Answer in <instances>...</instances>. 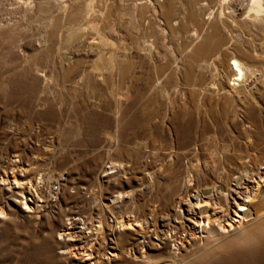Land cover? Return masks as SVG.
I'll list each match as a JSON object with an SVG mask.
<instances>
[{
  "label": "rangeland",
  "instance_id": "obj_1",
  "mask_svg": "<svg viewBox=\"0 0 264 264\" xmlns=\"http://www.w3.org/2000/svg\"><path fill=\"white\" fill-rule=\"evenodd\" d=\"M144 2L0 0V264H139L113 254L116 238L126 246L132 235L112 233V220L170 211L190 159L200 170L186 185L199 191L232 185L242 174L238 163H247L250 179L231 190L238 203L251 190L250 211L264 213V57L253 58L245 93L209 108L198 93L212 80L211 66L186 76L189 53L181 34L164 29L165 0L151 4L141 21L135 5ZM175 9L179 31L186 11L176 2ZM247 33V47L264 50V28ZM143 35L149 52L134 42ZM234 166L239 172L229 171ZM13 174L17 186L3 178ZM189 196L195 210L189 231L179 233L204 246L205 234L194 235L197 221L218 219L225 206ZM230 209L223 225L237 217ZM225 237L224 246L195 250L183 264H264V242L235 248L233 236ZM173 247L151 250L149 262L174 264Z\"/></svg>",
  "mask_w": 264,
  "mask_h": 264
},
{
  "label": "bare ground",
  "instance_id": "obj_2",
  "mask_svg": "<svg viewBox=\"0 0 264 264\" xmlns=\"http://www.w3.org/2000/svg\"><path fill=\"white\" fill-rule=\"evenodd\" d=\"M157 1L158 0H149V3L146 2L147 4L144 2L141 3L144 5H135V10L139 9L138 16L141 21H145L144 17L147 15L146 13L148 12V9L151 4L154 5ZM175 2L179 5L182 4V7H184V10L186 11L183 13L185 15L183 17L185 23L180 26L179 31L175 28V26L179 25L180 19L179 15L177 17L176 14ZM160 8L161 17L165 23L164 29H169V31L174 35L176 34V36L177 33L178 35L181 34L185 41L186 46L184 51L189 54H187L182 60L183 73L188 77H192V75L198 71V68L203 66L207 68L211 66L212 68L213 73L211 75V82L208 86L205 85L206 87H200L198 93V97L206 94V96L201 99V104H204V98L208 97L209 101L206 100L205 104L209 108L214 106V104L223 105L226 101L231 102L233 99H238L241 93H245L246 87L244 86V82L247 79L255 77V68L251 63L253 58L255 56L264 57L263 48H260L261 51L258 52L257 49L254 50L249 48L246 44V37H249L250 39V35L247 33L248 31H256L264 28V0H165V2L160 5ZM132 9L134 8L132 7ZM146 18L147 17H145V19ZM185 27L189 29L184 30ZM223 30L229 32L228 36L224 37L222 34ZM146 36L147 35H143V37L140 36L139 38L137 37L134 41L136 47L143 52H149L152 48L147 45L148 42ZM102 43L110 44L107 39L103 40ZM151 44H153L152 41H150V45ZM111 64L113 63L111 62ZM183 91L184 95L190 93L185 89ZM182 100L184 99L182 98ZM180 105H185V102L180 103ZM193 160L194 159L189 160L184 176L187 177V179L185 182L183 181L181 189L176 195H174L170 211L162 213L160 217H154L152 214L149 215L148 218L144 216H133L130 217V221L132 222H129V220L126 219L127 217H118L119 219L113 218L112 224L110 225L112 233H126L132 235L127 236L131 243L126 246L116 238V245L114 246L115 250L113 252L116 257L125 255L131 259H138L139 264H170L171 260L168 261L169 263H150L149 256L151 253L149 254V252L151 250L165 249L167 245L169 247L170 242H172L174 243V247L172 249L168 248L169 256L179 258V256L188 255L187 257H181L180 259L177 258V261L174 263L183 264L198 255L191 256L195 250H202V252H205L213 247H218V244L224 246L225 242L223 243V240L224 238H227L225 236H233L232 241L234 242L233 246H236L235 248H239L241 244H245V247L262 245L264 242V213L256 215L250 211V206L253 204L251 203V198L254 197H248L251 190L244 192L247 200H242L240 203L236 201L233 190H231L233 184L235 186L242 185V181L245 177L250 179L253 169H250V167L247 166V163L239 162L238 164L242 169V174L231 181V183L233 182L232 185L211 186L201 191H199V189L196 190L195 188V190H192V187L186 185L190 181L189 176L200 170L198 165H195V163L192 164ZM203 167L204 170L209 168L206 164ZM234 167V169L231 167L229 171L232 172L239 170L237 166ZM3 178H5V180L6 178L12 179L14 183H16V186L18 185V182L21 181H17L18 176L15 174L11 176L6 175ZM3 178L1 179L3 180ZM149 179L154 180V177L151 176ZM28 184H30V182ZM255 185L257 187L258 183ZM12 187L14 188L13 185H10L9 189H13ZM27 191L28 193H31V195L33 194L30 189ZM192 192H194V197L196 198H203L202 196L206 195L209 196L210 199L221 200L225 206L221 216H218V219H212L213 216L206 215L205 217H200L197 221L195 229H197L198 232L194 233V235H198L199 232L205 234L206 245L204 246L197 245L196 242H199L200 239H197L196 237L193 240L190 239L191 241L189 245V243L186 242V237L181 238V234L179 233L180 229L182 232L189 231L186 219L190 218V211L195 210L191 204L192 197L189 196V193ZM37 195L39 196V194H36V196ZM260 196L263 195L260 194ZM116 200L117 197L114 198L113 202ZM119 202H121V200ZM26 204L27 203L25 202L23 203V205ZM113 205L116 206V204ZM185 206L189 209L188 213L184 211ZM230 208H235L233 212L237 217L228 224L223 225L224 214H226ZM206 209L207 208H204L199 211V214L205 215L207 212ZM233 209L230 210L232 211ZM1 213L2 212L0 211V214ZM243 217H247V222L241 224L244 222L241 221ZM133 222L137 224L138 228H132ZM97 223L98 225L95 226V232L100 233L103 229V223L100 221ZM239 224H241L242 227H239ZM166 229H176V232L168 233ZM230 229L233 230L228 233ZM136 234H140L141 236H135ZM101 239L105 245L108 244L106 243V238L104 236H101ZM228 239L230 240V238ZM201 242L203 243V241Z\"/></svg>",
  "mask_w": 264,
  "mask_h": 264
}]
</instances>
